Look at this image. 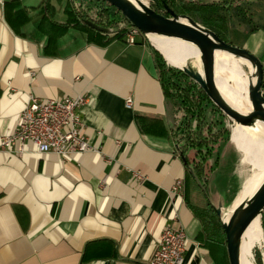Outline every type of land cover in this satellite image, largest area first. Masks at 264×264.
Here are the masks:
<instances>
[{"label": "crops", "instance_id": "crops-1", "mask_svg": "<svg viewBox=\"0 0 264 264\" xmlns=\"http://www.w3.org/2000/svg\"><path fill=\"white\" fill-rule=\"evenodd\" d=\"M242 5L251 26L243 48L264 66V0ZM86 6L0 0V138L15 130L30 95H84L78 114L94 149L66 159L37 155L31 144L22 155L0 150V264H148L165 228L184 230L186 264H229L226 241L200 238L187 207L195 200L156 49L143 37L129 46L87 32L76 17Z\"/></svg>", "mask_w": 264, "mask_h": 264}, {"label": "trees", "instance_id": "trees-1", "mask_svg": "<svg viewBox=\"0 0 264 264\" xmlns=\"http://www.w3.org/2000/svg\"><path fill=\"white\" fill-rule=\"evenodd\" d=\"M151 9L156 13L169 17L164 9L166 6L176 15L187 16L193 21L196 19L211 24L209 28L223 42L230 46L243 48L245 36H235L230 28V9L235 6L236 0H222L220 2L203 3L198 0H149ZM242 1V0H241ZM90 6L98 9L91 11ZM109 6L103 0H90L89 5L80 12L76 11L77 23L87 32L97 37L103 36L110 40H124L131 25L120 16L119 21L109 19ZM237 7V6H236ZM222 11V13H221ZM117 12V11H116ZM117 14H119L117 12ZM120 15V14H119ZM88 20L93 24L109 29L108 34L100 33L83 23ZM195 22V21H194ZM158 81L161 85L166 104L170 106L178 117V124L174 136L176 152L185 167V179L194 182L197 180L205 184L209 172L216 168L218 163L217 148L226 144L230 134H234L232 123L222 112L214 106L205 93L190 80L182 71L175 67H167L160 53L154 50ZM264 88V87H262ZM232 128V129H231ZM189 211L197 218L201 225L200 238L210 242H225L220 217L211 208L210 203L204 207L187 204ZM264 221V212L260 216ZM261 223L264 233V222Z\"/></svg>", "mask_w": 264, "mask_h": 264}, {"label": "water", "instance_id": "water-1", "mask_svg": "<svg viewBox=\"0 0 264 264\" xmlns=\"http://www.w3.org/2000/svg\"><path fill=\"white\" fill-rule=\"evenodd\" d=\"M103 1L113 7L131 27L136 28L144 37H166L195 45L199 50L198 63L201 66V72L193 68L189 60L185 62L183 67L175 69L182 71L198 85L232 125L247 126L253 120L264 122V88H262L264 87V66L255 55L244 48L226 44L209 29L200 26L187 16L176 15L166 6H164V9L168 12L169 17L156 13L145 4L137 7L127 0ZM83 23L100 33L108 34L110 32L109 29L99 27L88 20H83ZM157 51L159 52L158 49ZM217 52L233 55L252 66L254 82L247 91L251 105L249 113L241 114L227 105L217 90L214 79L215 53ZM215 212L220 217L225 235L229 264H241L240 244L242 236L251 222L256 218H260L262 212H264V182L248 200L241 202L232 209L226 222L221 218L219 209H215Z\"/></svg>", "mask_w": 264, "mask_h": 264}, {"label": "built area", "instance_id": "built-area-1", "mask_svg": "<svg viewBox=\"0 0 264 264\" xmlns=\"http://www.w3.org/2000/svg\"><path fill=\"white\" fill-rule=\"evenodd\" d=\"M139 37L144 36L136 28L129 27L125 42L129 46L134 45ZM87 102L84 95L55 100H40L30 95L18 115L15 130L0 138V150L22 155L31 144L37 155L53 154L62 159L94 151L82 134V121L78 114ZM132 104V100L127 99L125 107L129 109ZM133 179L139 181L142 176L133 173ZM182 189V181L177 180L171 193L179 197ZM187 246L188 239L182 228H165L148 264H186L184 254Z\"/></svg>", "mask_w": 264, "mask_h": 264}, {"label": "bare ground", "instance_id": "bare-ground-1", "mask_svg": "<svg viewBox=\"0 0 264 264\" xmlns=\"http://www.w3.org/2000/svg\"><path fill=\"white\" fill-rule=\"evenodd\" d=\"M127 1L137 7L141 4H146L142 0ZM150 40L165 55V60L168 64H172L175 68L183 67L187 60L193 59L197 62L199 60V50L191 43L159 36H151ZM175 54H178L176 58L172 56ZM215 57L214 71L217 74H214V79L220 95L227 105L241 114L249 113L251 105L248 100L247 91L252 82H254V70L252 66L244 60L229 54L217 52L215 53ZM237 61L248 68L249 74L237 70ZM228 64L231 65V68L228 67ZM236 75L241 77V79ZM230 80H233L232 84H230ZM235 131L240 135L235 148L241 154V164L245 165V167H252L257 171H254L245 180L242 192L233 204V208L241 202L248 200L261 183L264 182V122L253 120L247 126L235 124ZM229 217L230 213L226 215L224 221L226 222ZM257 245L261 248L264 247V233H262L260 218L254 219L242 236L240 244L241 264H251L249 261L252 259V249Z\"/></svg>", "mask_w": 264, "mask_h": 264}, {"label": "rangeland", "instance_id": "rangeland-1", "mask_svg": "<svg viewBox=\"0 0 264 264\" xmlns=\"http://www.w3.org/2000/svg\"><path fill=\"white\" fill-rule=\"evenodd\" d=\"M78 4L83 1L85 4L89 5L90 0H76ZM94 1V0H93ZM202 2L201 0H198ZM207 3L214 2V0H204ZM143 3H146L145 5H148L150 8V1L149 0H142ZM243 0H236L235 6L231 5L229 7L230 9V28L235 34V36L242 35L246 37V35L249 32V29L251 26H249L248 17L246 15L245 8L242 5ZM237 6V7H236ZM91 11L95 12L98 10L92 6H90ZM110 17L109 19L114 21L120 20V15L117 14L116 11H114L112 8H108ZM96 10V11H95ZM222 13V11H221ZM223 14V13H222ZM197 24L204 28H211V24L196 19L194 20ZM248 24V26H247ZM210 30V29H209ZM211 31V30H210ZM148 44H150L152 47H154L157 51V47L152 43L151 36L149 37H143ZM154 41V40H153ZM168 41V40H166ZM169 42V41H168ZM159 50V49H158ZM158 52V51H157ZM159 52L162 54V52L159 50ZM158 52V53H159ZM160 54V55H161ZM164 57H163V56ZM161 58L164 61V65L167 67L173 66L172 64L169 66L167 62L165 61V55L162 54ZM173 57H177L178 54L172 55ZM216 58V57H215ZM190 65L201 72V66L199 63L193 59L189 60ZM229 65V64H228ZM221 66V65H219ZM174 67V66H173ZM231 68V65L228 66ZM237 70L244 71L246 74H249V70L247 67H245L241 62L237 61ZM214 74H217L216 71H214ZM238 78L241 79L238 75H236ZM230 84L233 83V80H230ZM247 96V95H246ZM234 134H230V142L229 138L226 142V144L221 145L217 148L218 152V163L216 168L211 172L209 170H206L208 175L207 182L203 184V182H199L197 180V183L200 187H198L194 182L189 181V191L192 193V196H194L195 200V206L196 207H204L206 203H210L212 209H219L220 210V216L222 219H225L226 215L230 213L233 209V204L236 202L238 196L242 192L245 180L254 172L257 171L252 167H245V165H242L240 162L241 154L240 152L235 148V145L239 141V133L235 131V125L232 126ZM231 128V129H232ZM229 147V149H228ZM237 151V153H236ZM240 170V171H239ZM260 222H264L261 221ZM251 264H264V247H259L258 245L255 246L252 249V259L249 261Z\"/></svg>", "mask_w": 264, "mask_h": 264}]
</instances>
